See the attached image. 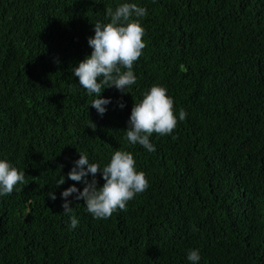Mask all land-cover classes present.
<instances>
[{"label":"trees","instance_id":"16d2710c","mask_svg":"<svg viewBox=\"0 0 264 264\" xmlns=\"http://www.w3.org/2000/svg\"><path fill=\"white\" fill-rule=\"evenodd\" d=\"M122 3L147 9L146 47L101 116L72 70ZM157 84L178 123L149 152L125 130ZM117 150L149 187L107 219L69 196L70 230L61 193L83 190L67 179L79 152L103 168ZM0 159L26 174L0 197V264H191L190 249L199 264H264V0H0Z\"/></svg>","mask_w":264,"mask_h":264},{"label":"clouds","instance_id":"9594fccd","mask_svg":"<svg viewBox=\"0 0 264 264\" xmlns=\"http://www.w3.org/2000/svg\"><path fill=\"white\" fill-rule=\"evenodd\" d=\"M105 12L110 22L102 24L97 21L94 24L95 34L88 38L92 52L72 70L88 95H95L90 105L101 116L107 111L105 106L111 102L110 98L102 97V92L114 86L122 94L128 93L127 89L137 82L133 65L146 47L143 41L145 29L140 23V18L147 15L146 8L136 3H122L115 11L107 8ZM124 106L123 103L119 105L121 108ZM186 117L187 112L181 108L179 120L183 121ZM127 123V141L155 152L156 148L149 139L153 133L171 135L177 126L174 98L168 95L166 87L153 85L139 103H134ZM89 127L95 130L96 125L91 121ZM79 153V159L74 161L67 179L82 183L84 187L81 191L73 184L61 193L64 214H72L71 201L67 198L75 194L74 198L83 200L94 218L107 219L117 210L126 211L127 202L149 187L146 173L136 170V161L129 151H115L110 163L103 168L97 163H90L85 154ZM97 174L104 180L102 186H98ZM25 175L24 170L13 166L7 159H0V197L12 194L17 184L24 183ZM64 183L65 177L61 175L55 186ZM47 195L52 200L56 199L53 192ZM78 223V219L70 215V230L75 229ZM187 259L191 264H199L200 250L190 249Z\"/></svg>","mask_w":264,"mask_h":264}]
</instances>
